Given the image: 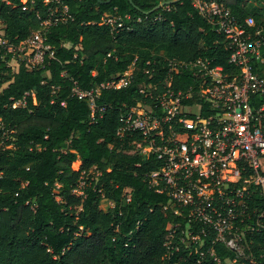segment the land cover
I'll return each instance as SVG.
<instances>
[{"label":"trees","instance_id":"trees-1","mask_svg":"<svg viewBox=\"0 0 264 264\" xmlns=\"http://www.w3.org/2000/svg\"><path fill=\"white\" fill-rule=\"evenodd\" d=\"M161 1L0 0L4 35L14 44L39 28L50 9H69L66 21L47 29L53 55L37 68L19 60L14 71L13 54L0 45V264H229L235 258L223 244L180 241L183 213L166 208L168 194L149 182L160 162L138 153L133 142L140 132L118 134L123 113L165 91L168 59L207 57L232 68L229 38L193 0L157 7ZM215 1L242 24L254 18L245 27L264 56V0ZM130 67L128 83L117 86ZM257 69L264 73V66ZM196 78L182 69L171 86L196 90ZM111 81L115 86L96 94ZM75 89L93 90L103 114L93 120ZM195 90L188 103L196 101ZM17 101L23 103L14 106ZM103 199L114 205L103 210ZM246 237L244 257L232 264H264V230Z\"/></svg>","mask_w":264,"mask_h":264},{"label":"built area","instance_id":"built-area-1","mask_svg":"<svg viewBox=\"0 0 264 264\" xmlns=\"http://www.w3.org/2000/svg\"><path fill=\"white\" fill-rule=\"evenodd\" d=\"M193 4L229 38L232 68L207 57L168 59L165 91L152 104L123 113L118 134L140 132L142 139L133 142L138 153L154 155L160 162L148 173L149 182L168 194L166 208L183 213V222L177 224L182 228L180 241L223 244L235 253L228 262H235L245 255L246 232L264 230V73L257 69L264 66V56L261 41L245 27L254 25L252 16L242 24L215 0H193ZM68 10L65 4L50 9L40 27L18 44L5 37L0 19V45L28 68H37L53 55L47 29L66 21ZM106 18L113 21L110 14ZM182 69L197 75L196 90L193 85L184 91L172 88V75ZM130 75L125 73L117 86L126 85ZM111 86L115 82L102 83L95 92ZM194 90L196 101L188 103ZM75 91L89 102L93 120L103 114L105 106L96 103L93 90ZM84 184L82 179L79 188Z\"/></svg>","mask_w":264,"mask_h":264},{"label":"rangeland","instance_id":"rangeland-1","mask_svg":"<svg viewBox=\"0 0 264 264\" xmlns=\"http://www.w3.org/2000/svg\"><path fill=\"white\" fill-rule=\"evenodd\" d=\"M18 60L16 58H12L11 61H10V64H12L13 66V70L15 71L17 68H18ZM132 70H133V67H130L129 71L126 72V74H130L132 73ZM114 205V203L108 199H103L101 202H100V207L103 209V210H108L110 207H112ZM229 264H232L233 262H228Z\"/></svg>","mask_w":264,"mask_h":264},{"label":"water","instance_id":"water-1","mask_svg":"<svg viewBox=\"0 0 264 264\" xmlns=\"http://www.w3.org/2000/svg\"><path fill=\"white\" fill-rule=\"evenodd\" d=\"M175 1H178V0H164L162 2L159 3V5L157 7H162V6H165V5H169Z\"/></svg>","mask_w":264,"mask_h":264}]
</instances>
